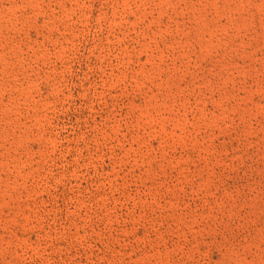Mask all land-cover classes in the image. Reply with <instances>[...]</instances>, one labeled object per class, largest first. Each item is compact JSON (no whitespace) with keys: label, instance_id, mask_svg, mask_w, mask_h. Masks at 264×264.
I'll return each instance as SVG.
<instances>
[{"label":"rangeland","instance_id":"374dc122","mask_svg":"<svg viewBox=\"0 0 264 264\" xmlns=\"http://www.w3.org/2000/svg\"><path fill=\"white\" fill-rule=\"evenodd\" d=\"M0 264H264V0H0Z\"/></svg>","mask_w":264,"mask_h":264}]
</instances>
